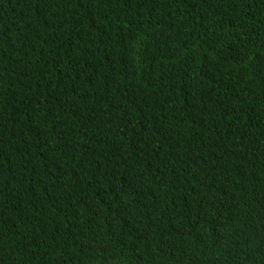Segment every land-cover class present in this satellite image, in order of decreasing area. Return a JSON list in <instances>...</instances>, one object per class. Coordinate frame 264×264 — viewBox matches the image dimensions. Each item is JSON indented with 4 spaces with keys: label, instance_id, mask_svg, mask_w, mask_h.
I'll use <instances>...</instances> for the list:
<instances>
[{
    "label": "trees",
    "instance_id": "obj_1",
    "mask_svg": "<svg viewBox=\"0 0 264 264\" xmlns=\"http://www.w3.org/2000/svg\"><path fill=\"white\" fill-rule=\"evenodd\" d=\"M0 264H264V0H0Z\"/></svg>",
    "mask_w": 264,
    "mask_h": 264
}]
</instances>
